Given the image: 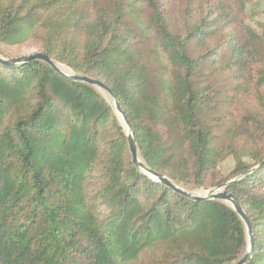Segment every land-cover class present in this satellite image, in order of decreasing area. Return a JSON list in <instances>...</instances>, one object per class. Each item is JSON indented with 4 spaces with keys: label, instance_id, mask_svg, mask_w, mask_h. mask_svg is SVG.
I'll return each mask as SVG.
<instances>
[{
    "label": "trees",
    "instance_id": "trees-1",
    "mask_svg": "<svg viewBox=\"0 0 264 264\" xmlns=\"http://www.w3.org/2000/svg\"><path fill=\"white\" fill-rule=\"evenodd\" d=\"M254 1L186 0L173 33L179 0H0V57L27 47L103 83L140 161L180 188L231 182L252 227L247 264H264V17L247 23ZM207 63L228 90L201 81ZM246 249L227 204L192 201L136 169L105 94L40 60L0 63V264H236Z\"/></svg>",
    "mask_w": 264,
    "mask_h": 264
},
{
    "label": "water",
    "instance_id": "water-1",
    "mask_svg": "<svg viewBox=\"0 0 264 264\" xmlns=\"http://www.w3.org/2000/svg\"><path fill=\"white\" fill-rule=\"evenodd\" d=\"M34 60L43 61L46 64H48L60 76L70 81L84 83V84L93 86L97 90H99L101 93L107 96V98L112 102L115 113L124 129L125 136H126L127 143H128L129 153L131 155V161L133 165L136 167V169L141 174L147 176L148 178L154 181L159 182L160 184L173 190L175 193L185 196L186 198L192 201H196V202L197 201L198 202L221 201L227 204L242 221L245 231H246V237H247V249L245 253L243 254V256L237 261L236 264H247L248 263L254 251L252 227H251L249 219L247 218L246 214L240 207L236 198L232 194H228L226 191V188L228 187V185H230L231 182H227L226 184L220 185L212 189L202 190V191H199L198 193H192L183 188H180L179 186L175 185L165 176L160 175L154 172L153 170L149 169L148 167H146L140 161L132 128L129 125L124 113L121 111V108L115 96L103 83L93 78L87 77V76L73 74L72 72H69L63 69L62 66L54 63L49 57L41 53L29 54V55H25V56L13 58V59H3L0 57V63L4 65H21V64H25L27 62L34 61Z\"/></svg>",
    "mask_w": 264,
    "mask_h": 264
},
{
    "label": "rangeland",
    "instance_id": "rangeland-1",
    "mask_svg": "<svg viewBox=\"0 0 264 264\" xmlns=\"http://www.w3.org/2000/svg\"><path fill=\"white\" fill-rule=\"evenodd\" d=\"M186 5V0H179V2L176 4L175 7H170L168 10V14L170 17L171 25H172V31L173 33H176L179 31L181 21L183 18V11ZM248 20L247 23L251 26L254 25L255 22L257 21H262L264 17V0H256L253 3H251L248 7ZM243 38L241 35H239V41L242 42ZM259 51V56L263 64L264 68V49L261 47H258ZM34 52L33 49H29L27 47L19 49V50H11L10 53H12L13 56L15 57H21L25 55L32 54ZM210 63H207L206 66L204 67L205 70V76L202 78L201 81L207 80L209 85L213 86V88L217 91H226L230 88L228 82L226 81L227 77L222 76V75H207L208 73L211 72V68L207 67ZM63 69L71 72L69 69L65 68L62 66ZM219 87V88H218ZM220 100L218 97L216 98ZM220 116L224 115L223 110H221ZM224 125V121L222 122ZM214 134L217 135L218 139L217 142L222 141V127H215L214 129ZM233 167V161L231 158L226 159L221 165H220V170L222 173H227L231 168ZM212 189V188H210ZM204 189H199V190H194L192 193H198L199 191H202ZM207 190V189H205Z\"/></svg>",
    "mask_w": 264,
    "mask_h": 264
}]
</instances>
